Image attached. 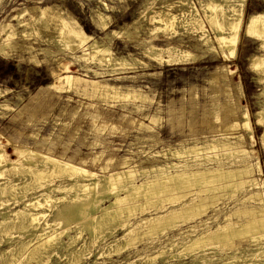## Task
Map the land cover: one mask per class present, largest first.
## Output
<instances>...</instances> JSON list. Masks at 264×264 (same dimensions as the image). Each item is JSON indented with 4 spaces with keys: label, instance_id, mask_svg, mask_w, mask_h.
<instances>
[{
    "label": "rangeland",
    "instance_id": "rangeland-1",
    "mask_svg": "<svg viewBox=\"0 0 264 264\" xmlns=\"http://www.w3.org/2000/svg\"><path fill=\"white\" fill-rule=\"evenodd\" d=\"M162 1L0 0V43L5 39L4 31L7 29L3 27L11 26L16 34L8 55H0V90L7 91L0 98V104L5 105L0 108V136L2 144L8 141L5 152L9 159L0 165V171L11 168L10 163H17V157L12 153L13 146L51 154L98 176L130 168L138 172L136 182L152 177L154 167L183 162L191 165V160L209 156L210 159L200 162L201 169L229 167L228 164L235 168L247 164L255 170L259 166L260 173L256 171L252 177L260 185L258 191L264 190V145L260 140L264 129L257 124L254 116L264 106V94H261L264 93V80L258 82L259 75L248 68L249 58L263 54L264 50L259 48L257 41L240 34L234 55L227 53L229 58L214 52L184 65H158L144 55V48L149 42L158 48H165L167 42H172L198 54L195 36L179 24L181 0H165L178 19L175 33L152 30L156 23L151 21V15ZM201 1L207 0H187L189 6L203 16ZM45 8L50 13L60 14L69 24L76 25L85 35L96 38L100 43L106 42L105 35L111 31L123 33L127 28L129 36H114L110 47L116 56L124 57L131 68L122 71V66H98L77 58L84 52H72L58 42L59 25L53 21L45 28L40 21L38 24L34 21L39 16L38 10ZM260 12H264L263 0H246L243 21L249 14ZM99 14L104 18L99 19ZM19 22H27L30 26L25 28ZM101 22L107 23L105 30H101ZM22 31L26 33H20ZM211 42L217 46L214 35H211ZM65 65H68L67 70ZM93 72L101 75L95 76ZM59 76H70L72 80L70 84H65L58 81ZM128 91H135L145 99L111 97L114 92L124 94ZM244 112L248 117L249 130L242 128ZM223 143L230 144L233 151L242 149L245 154L228 157L223 155L225 152L220 147L214 152L203 149L209 144ZM190 148H197L198 151L176 155ZM11 176L0 177V185L8 183L9 179L13 181ZM65 178L61 181L68 179ZM244 189L235 191L233 195L220 193L224 195L205 214L188 221L185 218L172 219L166 223L167 230L164 232H161L162 227L148 230L139 224L154 215L153 209L159 204L135 209L127 218L131 227L116 230L117 237L126 234V229L133 231L125 237L130 248L119 253L108 254L111 240L91 239L88 233L83 232L76 243L78 247L84 245L89 250H81L88 254L78 264H124L127 261L133 264H206L195 253L176 258H170V255L177 254L181 244L197 233L214 229L225 220L235 227L245 222L247 216L235 211L256 205L241 200L250 191ZM9 193L0 194V214L9 215L21 207L20 202H13ZM34 194L29 192L26 196ZM55 195L59 198L61 194ZM137 199L135 201L138 202ZM142 200L140 198L139 201ZM59 205L62 207V204ZM59 205L57 208H60ZM163 206L172 210L178 207V203L166 202L160 208ZM46 211L50 212L47 208ZM205 222L207 225H203ZM55 227L52 225V228ZM10 228L11 224L0 227V253L25 239L20 230L17 232V229ZM193 230L196 232L193 233ZM72 236H76V232ZM64 241L67 239L64 238ZM234 242L239 243L243 252L247 248L256 249L247 236L235 238ZM62 249L52 254L49 262H66L63 256L66 249ZM222 249L206 250V259L212 260L208 264H264L262 257L241 260L237 252ZM8 253L0 258V264L13 263ZM159 254L155 261L146 262Z\"/></svg>",
    "mask_w": 264,
    "mask_h": 264
},
{
    "label": "bare ground",
    "instance_id": "bare-ground-1",
    "mask_svg": "<svg viewBox=\"0 0 264 264\" xmlns=\"http://www.w3.org/2000/svg\"><path fill=\"white\" fill-rule=\"evenodd\" d=\"M245 2L246 0L201 1L199 2L203 11V16H201L197 13V9L191 5L189 6L190 3L187 0H181L179 3V8H181L179 24L195 36L194 39L197 43L195 49L198 54L174 45L172 42H167L165 48H158L152 42H149V45L144 48V55L150 61L165 66L184 65L190 61L202 59L207 53L214 52L226 59L234 55L240 34L245 38L257 41L259 48L264 50V12L249 14L243 21ZM38 12L39 16L34 18L37 24L40 21L41 26L47 28L50 22L54 21L55 24L59 25L57 40L65 49L70 48L72 52L76 50L84 52L77 58L98 66L112 68L122 66V69H120L122 71L131 68H129L131 64L124 57L116 56L110 47L114 36L121 34L122 37L127 38L129 36L127 28L124 29L123 33L111 31L108 35H105L106 42L100 43L96 38L85 35L76 25L69 24L60 14L50 13L46 8L39 9ZM64 16L66 15L64 14ZM98 17L99 19L104 18L102 14H99ZM177 20V16L169 10V3L163 0L160 7L151 15V21L156 23L152 30L174 34V26L178 24ZM26 23L19 22L18 24L25 28L29 27L30 25ZM106 27V22L100 23L101 30H105ZM5 28H7L4 31L5 39H2L0 43L1 56L8 55V49L12 48V40L16 35L11 26L3 27V29ZM170 31L172 32L170 33ZM20 33L24 34L26 32L22 31ZM211 35H214L217 46L212 44ZM70 43H72L71 46ZM164 54L165 57H163ZM131 62L133 63L134 60ZM248 68L259 75L257 81L261 83L264 80V53L252 55L249 58ZM64 69L67 70L68 65H65ZM93 74L95 76L101 75V73L96 72H93ZM71 80L70 76L58 77V81L65 84H70ZM105 90L108 89L105 88ZM5 94H7L6 90H0V98ZM111 97H123L133 100L145 99L144 96L135 91H128L124 94L114 92ZM4 106L0 104V108ZM254 116L257 124L263 126L264 129V106ZM242 118V128L249 130L248 117L245 112ZM260 140L264 145V131L260 136ZM2 143L0 136V165L9 161L5 152L8 141L4 142L5 144ZM218 147L225 152L223 155L228 157L234 154H245L242 149L233 151L228 143L222 145L209 144L203 149L214 152V149ZM197 151V148H190L186 152L176 153V155L195 154ZM12 153L13 156L17 157V163H10L12 164L11 168L1 170L0 177L11 174L14 180L9 179L8 183L3 182L4 184L0 185V194L10 192L12 196L10 193L9 195L11 198L13 197V202L17 204L20 202L21 207L14 209L9 215L1 213L0 227L11 224L10 229H17V232L20 230V234L25 238L23 241L15 242L0 253V258H4V254L9 252L12 264H21L22 262L25 264H52L49 262L50 257L52 254L58 253L57 251L60 248L66 249V252L63 251L65 252L63 256L67 261L63 264H78L88 254L81 252L84 245L78 247L76 243L83 232L88 233L91 239L111 240L108 243L110 245L108 254L119 253L130 246L125 237L133 231L131 228L126 229L128 231L126 234L117 237L115 235L116 230L131 227L127 218L132 215L131 213L135 209L159 204L153 209L155 214L142 220L139 224H143L148 230L162 227L161 232H164L167 230L166 223L171 222L172 219L181 220L185 218L188 221L193 217H199L205 214L209 208L215 206L219 197L224 195H219L220 193L229 192L233 195L235 191L245 190L244 188L250 191L245 193L241 200L254 202L256 205L252 208L235 211L237 214L243 213L247 216L245 222L235 227L225 220L214 229L201 231L193 238L182 243L179 247L180 251L175 255H170V258L195 253L199 255L202 263L208 264L212 260L206 259V250H215L217 247H222V251L235 252V254L237 252L241 260L251 257L264 258V190L258 191L260 185L257 179L252 177L253 173L259 172V166L256 167L257 170H252L251 166L247 164L235 168H231V165L228 164L229 167L217 166V168L201 169L202 164L200 162L204 159H210L208 156L207 158L191 160V165L183 162V164L154 167L152 177L136 182L135 176L138 172L130 168L98 176L70 162L55 158L48 153L45 154L19 146H13ZM171 169L174 171H170ZM65 177L68 179L61 181ZM29 192H35V194L27 197L26 194ZM56 193L61 194L59 198L55 195ZM137 198L139 200L140 198L143 199V202ZM136 199L138 202L135 201ZM166 202L168 204L178 203V207L172 210L165 206L160 208V205ZM59 204H62V207ZM57 205L60 208H57ZM46 208L50 210L49 213H46L48 212ZM52 225L56 227L52 228ZM203 225H207V223L205 222ZM74 232H76V236H72ZM194 232L196 231L193 230ZM245 236L255 245V250L247 248L243 252L239 248V243L234 242L235 238ZM64 238L67 241H64ZM87 238L89 239V237ZM159 256L160 254L149 258L146 262H153ZM57 264L62 263L57 262ZM124 264H133V262L127 261ZM228 264L230 263L228 262Z\"/></svg>",
    "mask_w": 264,
    "mask_h": 264
}]
</instances>
